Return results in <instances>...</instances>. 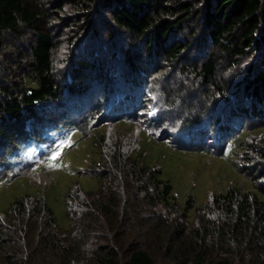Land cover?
Returning a JSON list of instances; mask_svg holds the SVG:
<instances>
[{
  "label": "rangeland",
  "instance_id": "obj_1",
  "mask_svg": "<svg viewBox=\"0 0 264 264\" xmlns=\"http://www.w3.org/2000/svg\"><path fill=\"white\" fill-rule=\"evenodd\" d=\"M32 1L44 7L42 27L49 29L55 39L53 70L58 79L60 76L65 79L61 86L65 102L46 103L40 107L43 115L36 113L38 117L25 126L31 129L36 125L34 120L38 119L36 128L26 131L8 145L1 157L0 264H7L1 249L13 254L11 257L15 264L21 263L23 257L27 258L32 249L36 252L30 258L31 264H41V251L48 257L49 251L40 248L47 241L44 235L40 236L41 242H36L38 230L35 233L27 230L29 235L24 237L8 231V228L13 229V217L6 218L5 213L14 200L26 196L41 197L52 213L54 225L60 230H67L71 222L73 235L80 236L85 231L88 235L85 236L84 247L89 245L88 251L105 243V232L99 231L100 234L96 230L97 225H108L109 216L99 215L97 204L91 210L82 207L78 211L73 202L69 205L72 213L69 218L67 197L69 199L75 188L81 190V198L87 202L97 197V194L85 195L95 193L99 184V177L90 172L94 167L100 168V158L106 160L105 155L115 147L124 153L138 149L136 152L140 153L147 166L155 165L158 168L157 177L171 186L172 195L181 208L185 207L188 197L194 199V206L187 213L188 221L182 219L185 240L191 242L189 245L181 244L180 254L186 251L189 258L201 254L204 264L215 263L225 257L236 264L259 261L262 257L251 251L248 244H239V240H242L240 237L228 234L221 238L203 228L195 215L196 208L202 207L211 194H221L232 187L252 192L264 201V196L257 192L251 180L264 181V115L246 112L245 115L232 116L228 113L231 104L244 102L238 84L242 76V63L239 62L234 69L226 62L218 65L216 84L223 92L219 93L209 83L205 84L197 78L194 72L182 67L194 64L200 55L198 44L193 47L196 51L181 55L178 63H170L164 60L163 52L154 46L149 47L151 52L147 54L141 41H135L126 32L115 33L114 36V30L104 26L98 28L99 22L95 24L96 34L87 42L84 36H90L87 29L89 23L92 25L95 14H91L89 23L83 22L87 13L73 8L70 1L62 0L66 3L62 11L51 8L50 0ZM56 2L53 0V4ZM75 17L78 21L72 23ZM81 25L83 32L75 37L72 32L76 28L81 30ZM188 25L200 28L199 23L192 19ZM66 26H70L69 29ZM27 37H32L31 30H25L19 38L6 35L0 52L1 84H11L18 76L19 64L24 62L18 50L25 48ZM126 54L138 57L140 62L135 70L127 69ZM78 60L94 63L98 66V73L89 78L88 72L81 69L80 75H87L84 81L78 85L66 83L72 79L71 70L78 67ZM103 79L105 84H102ZM261 113H264L263 109ZM78 124H86L88 129L85 135L77 127ZM64 140L69 141V146L61 151L55 162L51 161L56 146ZM255 145L260 147L256 153L261 155L251 149ZM238 162L243 171L239 169ZM109 173L116 175L117 181L113 182L106 174L101 175L105 192L112 185L118 190L116 195L122 199L121 204L124 206L127 198V205L129 191L134 189L136 183L123 170ZM107 198V193L100 196L101 201ZM155 209L156 212H147L146 217L154 219L162 209L166 210L160 206ZM84 210L89 212L81 215ZM206 217L208 220L217 219L211 214ZM85 225L89 226V230H82ZM139 225L140 222L129 220L125 224L128 229L124 232V239L129 241ZM170 229H173V224ZM194 229L200 230L198 234L193 233ZM5 239L8 243H5ZM157 239L159 241H153L142 235L136 236L134 242L148 249L156 264H176L175 257L171 258L162 251V234ZM37 244L40 246L37 247ZM76 254L82 256L78 249ZM93 260L89 254L82 264H92Z\"/></svg>",
  "mask_w": 264,
  "mask_h": 264
},
{
  "label": "trees",
  "instance_id": "obj_2",
  "mask_svg": "<svg viewBox=\"0 0 264 264\" xmlns=\"http://www.w3.org/2000/svg\"><path fill=\"white\" fill-rule=\"evenodd\" d=\"M50 1L51 8L64 10L66 3L62 0H57L55 4L53 0ZM66 1H70L73 8L87 13L83 22L89 23L90 16L95 14L92 17V25L89 23L87 29L90 36H84L87 37L84 40L87 42H90V37L96 34L95 24L99 22L98 28L104 26L114 30L113 35L126 32L134 37L135 41H141L147 54L151 52L149 47L154 46L163 52L164 60L170 63H178L183 54L190 55L195 50L193 47L198 44L200 55L196 57L194 64L182 67L194 72L197 78L206 82L205 84L209 83L219 93L223 92L216 84L218 65L226 62L234 69L241 62L242 76L238 84L244 102L231 104L228 113L232 116L245 115L246 112L255 113L257 116L264 115V113L259 114L261 109L264 110V0ZM43 9V6L32 0H0V52L6 35L19 38L25 30L32 32V37H27L25 48L18 50L19 57L24 58V62L21 61L17 69L18 76L11 84L0 83V160L8 145L13 144L26 131L36 128L38 119L34 120L36 125L33 124L31 129L25 126L34 117L43 115L40 113V107L46 103L65 102L61 93L65 79L61 78L62 76L58 79L56 71L53 70L56 44L49 29L45 30L42 27ZM191 19L198 22L200 28L189 27L188 22ZM77 21L78 18L75 17L72 23ZM69 27L66 26L67 29ZM80 29L76 28L72 34L78 37L83 32V25ZM34 31L36 32L33 33ZM126 58L127 69L135 70L140 62L138 57H129L126 54ZM76 65L78 67L71 70L72 79L66 83L78 85L87 78V75L90 78L99 70L97 65L88 61L78 60ZM81 69L88 74L80 75ZM104 80H101L102 84H105ZM36 113L40 114L36 115ZM77 127L82 130L83 135L86 134L88 129L86 124H78ZM101 141L103 142L102 139ZM259 148L255 145L251 149H255V154L261 155L256 153L260 151ZM136 150L124 153L115 147L107 156L105 155L106 160L100 158L99 165L102 166L94 167L90 172L95 177H99H97L98 188L95 193L85 194H95L94 196L97 194L96 198L92 197L89 202L83 200L79 188L73 189L69 199L67 197L69 218L72 216L69 205L71 206L73 202L79 208L78 211L82 207L91 210L93 205L97 204L99 215L109 216L108 225L106 227L97 225L96 230L97 233L105 232L104 244L96 246L90 252L87 249L89 245L84 247L87 239L85 236L88 235L85 231L80 236L73 235L71 222L67 230L57 228L50 209L41 197L26 196L10 204L5 214L6 218L13 217L11 220L13 229L8 228V231L12 235L18 233L24 237L29 235L27 230H30V233L38 230L36 234H39V237L36 242H41L40 236L44 235L47 241L40 248L49 252L46 258V253L41 251L42 257L39 260L41 264L46 262L82 264L89 254L94 259L92 264H156L152 253L134 241L136 236L142 235L153 241H159L157 236L160 234L164 242L162 251L171 258L175 257L176 264H204V257L201 254L190 258L186 251L180 254L181 244L189 245L191 242L190 240L187 243L185 240V226L182 219L188 221L187 213L194 206V199L188 197L185 207L181 208L172 195L171 186L157 177L158 168L155 165L147 166ZM0 166L2 167L1 163ZM238 167L243 171L239 162ZM119 169L123 170L125 175L131 176L132 181L136 183L134 189L129 191V203L125 204L126 198L124 206L121 204L120 196L116 195L117 188L109 185L105 192V185L101 183L103 174L116 182V175L112 173L111 176L109 172H117ZM251 180L257 192L264 196V181H255L253 178ZM104 193H107L109 198L101 201L100 196ZM158 206L166 210L162 209L154 219L147 218L146 213L156 212L155 208ZM89 211L84 210L81 215H86ZM209 214L217 216V219L208 220L206 216ZM125 215L129 217L126 218ZM195 215L203 228L211 230L221 238H225L228 234L240 237L242 240H239V244H248L251 251L262 257L251 264H264V201L256 194L244 192L236 187L229 188L221 194H211L202 207L196 208ZM159 216L164 218L161 219ZM220 217L223 219H219ZM129 220L140 222L141 225L133 231L132 238L128 241L124 239L126 237L124 232L128 229L125 224ZM17 221L18 223H15ZM171 224L173 229H170ZM88 227L85 225L82 230H89ZM194 230V234L200 231ZM6 240L5 243H8ZM36 246L39 247L40 244ZM76 249L81 257L76 254ZM1 252L3 255L5 253L7 264H15L11 257L13 254L6 253L2 249ZM35 252V249L30 250L28 257H23L19 264H31L30 258ZM211 264L236 263L225 257Z\"/></svg>",
  "mask_w": 264,
  "mask_h": 264
},
{
  "label": "snow or ice",
  "instance_id": "obj_3",
  "mask_svg": "<svg viewBox=\"0 0 264 264\" xmlns=\"http://www.w3.org/2000/svg\"><path fill=\"white\" fill-rule=\"evenodd\" d=\"M67 146H69V141L68 140L61 141L56 146V149L53 151V153H52V155L50 157V160L55 162L59 158V156L61 155V151Z\"/></svg>",
  "mask_w": 264,
  "mask_h": 264
}]
</instances>
